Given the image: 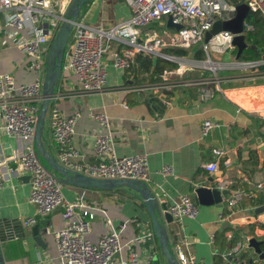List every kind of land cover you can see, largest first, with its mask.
<instances>
[{"label":"crops","instance_id":"crops-1","mask_svg":"<svg viewBox=\"0 0 264 264\" xmlns=\"http://www.w3.org/2000/svg\"><path fill=\"white\" fill-rule=\"evenodd\" d=\"M130 15V9L123 0H108L100 8L90 6L83 10L80 21L111 27ZM3 31L0 29V35H3L0 36V75H11L17 85L35 82L37 73L31 67L32 59L11 43L5 45ZM120 48L113 43L104 55L109 71L106 94L84 95L79 77L66 68L56 87V96L59 97L56 104L61 112L67 117L81 114L74 136L75 147L80 152L78 161L98 162L96 136L107 131L99 127L92 114H106L110 118L116 155L119 158L139 154L148 156L150 180L147 184L156 192L160 204H170L181 196L195 202L198 188L216 189L221 179L232 181V189L253 195V199L245 198L232 209L227 207L223 198L221 205H198L196 219L166 224L171 251L177 260V247L183 243L182 246L196 257L197 264H213L216 254L229 252L224 244L221 250L215 245L225 228L229 229L225 238L229 233L234 237V231L240 230L236 241L257 238L264 243V212L256 213L257 209L264 207V162L261 164L259 153V148L264 145V84L258 79L250 88L241 89V84L225 81L223 92L208 101H203L200 92L191 88L129 92L132 87L154 82L156 77L152 69L146 72V66L139 60L141 55L131 71L115 69L112 66L113 54ZM224 58L233 61L230 54ZM231 75L229 71L221 73L225 79ZM207 119L219 122L221 127L209 137L202 138L201 127ZM41 143L45 151L61 164L58 148L52 141L49 111ZM20 146L19 141L6 134L0 116V159L9 160ZM216 149L224 154L218 159L219 173L213 175L202 166L216 160ZM37 154L42 165L61 179L46 156L38 150ZM7 165L15 168L17 174H9L5 169ZM167 165L174 168V175L163 177L159 171ZM0 174L4 182L0 188V212L20 219L27 233L26 240L16 238L6 244L5 264H65L58 257L55 239V232L65 227L63 208L46 215L38 214L36 207L29 202L28 176L16 162L9 161L3 165ZM61 184L68 201L83 202L92 208L95 219L88 238L93 243L109 231V223L116 229L125 226L120 234L123 249L117 257L119 262L129 258L128 247L131 245L139 255L137 264H168L151 219L135 191L127 188L103 191ZM258 184L263 187L258 189ZM220 214L225 215V222L220 221ZM33 217L37 220L36 224L26 226L25 221ZM36 226L41 229L43 246L34 241L32 230ZM212 236L216 238L214 243H211ZM186 242L187 246L184 245ZM246 251L249 261L257 255L250 247ZM155 252L153 262L149 263L148 257Z\"/></svg>","mask_w":264,"mask_h":264},{"label":"built area","instance_id":"built-area-1","mask_svg":"<svg viewBox=\"0 0 264 264\" xmlns=\"http://www.w3.org/2000/svg\"><path fill=\"white\" fill-rule=\"evenodd\" d=\"M108 0H92L87 7L100 8ZM130 9L131 15L118 24L105 27L85 24L79 21L74 24L66 53L64 68L73 71L80 80L84 95H104L108 90V65L104 55L113 43L121 48L113 54L112 66L121 71H131L139 55L157 57L173 63L175 67L167 68L157 75L155 81L145 86H135L129 92H166L178 89H197L203 101H208L223 92L222 84L232 81L241 84V89H248L258 79H264V73H245L250 69L261 68L264 61H234L233 54L237 48L233 45L235 35L231 32H220L209 42L204 35L210 32L217 21H232L237 14V5L229 0H123ZM74 0H0V14L3 15L6 40L18 47L23 54L32 59L31 67L37 73V79L30 84L17 85L9 74L0 75V116L4 121L6 134L15 138L21 146L8 159H0L3 165L14 161L29 177V202L36 207L40 215L49 214L62 207L65 227L55 232L58 257L65 264H137L139 255L129 245V258L119 262L117 257L123 249L120 229L109 223V231L102 235L97 243L89 238L91 223L95 219L92 208L83 202H70L63 193L58 178L51 176L42 165L36 149V125L44 102V82L46 60L52 41L61 25L68 22L67 12ZM250 13L260 14L264 18V0H244ZM249 13V14H250ZM176 29L169 25V20ZM255 32L254 25L247 20L244 23V35ZM69 40V41H70ZM166 49H183L202 51L201 59L179 57L167 54ZM230 54L232 62L225 64L222 60ZM235 57V56H234ZM233 72L231 76H221L222 72ZM236 71H241L238 74ZM55 96L49 108L52 141L58 148L61 165L86 177L104 180H134L149 182V159L145 154L124 158L116 155L114 137L110 131V118L106 114H92L105 133H99L95 140L96 163H80V152L74 144L77 123L81 117L75 113L65 116L56 102ZM221 124L205 120L201 127V137H209ZM224 154L214 150L215 161L202 166L211 174L219 173L218 159ZM11 175L17 170L9 165L5 167ZM163 177L174 175V168L164 166L160 171ZM4 186L0 174V188ZM232 181L221 179L217 188L228 208L232 209L245 198L253 199L252 194L240 189H232ZM262 184L257 188L261 189ZM173 217V222L184 219H196L199 206L187 196H181L168 204L166 210ZM225 222L224 214L219 215ZM37 220L29 218L26 226L35 225ZM227 241L233 234L226 236ZM250 238L236 241L234 247L222 257L230 264H264L259 255L250 262L238 260L249 247ZM215 236L211 237L214 243ZM183 245V243H182ZM182 245L177 247L180 264H197L196 257ZM187 246V242L184 244ZM156 252L148 257L152 263ZM41 264V262L34 263Z\"/></svg>","mask_w":264,"mask_h":264},{"label":"water","instance_id":"water-1","mask_svg":"<svg viewBox=\"0 0 264 264\" xmlns=\"http://www.w3.org/2000/svg\"><path fill=\"white\" fill-rule=\"evenodd\" d=\"M88 1L89 0H74L66 14L69 21L64 22L61 25L56 37L51 43L46 60L44 102L41 106V112L36 125V149L46 156L52 166V169L58 173L61 179L43 165L46 171L51 176L58 178L59 181L65 185H73L84 189H98L103 191H112L124 188L135 191L138 198L141 199L142 205L151 219L153 231L159 240L162 254L166 258L167 263L180 264L171 251L169 236L167 233L166 224L173 223V217L166 211L168 209V204H160L156 192L153 191L148 184L134 180L94 179L75 173L57 163L56 159L45 151L43 144L41 143L47 114L51 102L56 96V87L59 84L64 72V63L71 32L74 24L79 21L81 12L88 4ZM249 13L250 9L247 4H238L236 17L232 21H217L213 29L210 31L212 37L223 31L231 32L235 35L233 45L237 48L235 57L236 61H240L244 51L250 47L246 41V36L244 35V23L247 20ZM169 25L176 29H180V26L174 25L171 19L169 20ZM157 61L158 58L154 57L155 64ZM259 153L261 156V164H263L264 145L259 148ZM26 180H29V177H26ZM195 194V202L198 205L211 206L222 204L221 192L217 189L201 187L196 190ZM261 212H264V207H261L256 211V213ZM32 231L34 241L39 246H43L44 243L40 227L36 226ZM16 238L23 240H26L27 238V233L21 220L18 218H10L6 216V213L0 212V264H5L4 253L6 244L14 241ZM262 244L263 242L259 241L257 238H251L249 240V247L264 260V251L261 248Z\"/></svg>","mask_w":264,"mask_h":264},{"label":"trees","instance_id":"trees-1","mask_svg":"<svg viewBox=\"0 0 264 264\" xmlns=\"http://www.w3.org/2000/svg\"><path fill=\"white\" fill-rule=\"evenodd\" d=\"M234 2L235 4H242L244 0H234ZM248 21L254 25L255 32L250 33L246 36V41L250 47L244 51L242 58L247 59L245 61H264V18L260 14L250 13L248 16ZM165 52L167 54H172L179 57H194L197 59H201L203 55L202 51H197L194 55H192L193 52H195V50H183V49H166ZM142 57L143 55L139 57V60L142 62L143 65L146 66L145 69L147 70L146 72H149L152 69L153 70L152 74L155 77H157V75L160 74L163 70L167 68L175 67L173 63L164 61L162 59H158L157 63L155 64L153 57L148 55H146L144 58ZM260 69L264 71V65H262ZM228 230H229L228 228H225L223 233H221L217 237V239L215 238L216 239L215 245L219 247L220 250L221 248H223V244H224L225 249H227V251H231L236 243L235 237L238 236L240 233V230H235L234 231L235 235L232 241L228 242L225 238V234L226 232H228ZM261 248L264 251V243ZM246 256H247V251L243 252L241 256L238 258V260L250 262L249 259L248 260L246 259ZM213 264H226L224 262L221 253L216 254Z\"/></svg>","mask_w":264,"mask_h":264},{"label":"rangeland","instance_id":"rangeland-1","mask_svg":"<svg viewBox=\"0 0 264 264\" xmlns=\"http://www.w3.org/2000/svg\"><path fill=\"white\" fill-rule=\"evenodd\" d=\"M91 1L92 0H89L88 4L91 3ZM229 2L230 3H235L234 0H229ZM87 8L88 7L86 6L83 10H85V9L87 10ZM0 29H1V31H3L5 29V24H4V18L3 17L0 18ZM0 36L3 37V35H0ZM211 38H212V35H211L210 32L205 33V35H204V41L205 42H209L211 40ZM69 42H71V40ZM234 56L236 57V54H233V58H235ZM222 60L225 62V64L229 63V61H230L229 58H224ZM245 60H247V59H244V58L241 57L239 62H246ZM247 62H249V61H247ZM249 72H251V73H264V71H262L260 68L250 69V71L245 72V73H249ZM236 73L240 74L242 72L241 71H236ZM259 82L264 84V79H260Z\"/></svg>","mask_w":264,"mask_h":264}]
</instances>
